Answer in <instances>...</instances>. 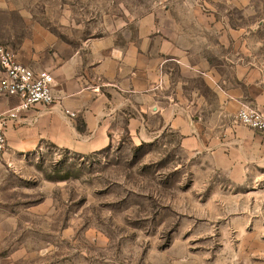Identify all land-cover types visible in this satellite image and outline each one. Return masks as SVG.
<instances>
[{
	"label": "rangeland",
	"instance_id": "374dc122",
	"mask_svg": "<svg viewBox=\"0 0 264 264\" xmlns=\"http://www.w3.org/2000/svg\"><path fill=\"white\" fill-rule=\"evenodd\" d=\"M189 2L0 0V46L18 53L48 34L71 50L102 37L125 45L141 19ZM261 213L250 189L173 133L89 156L48 145L0 156V264H264Z\"/></svg>",
	"mask_w": 264,
	"mask_h": 264
},
{
	"label": "crops",
	"instance_id": "0c3cea01",
	"mask_svg": "<svg viewBox=\"0 0 264 264\" xmlns=\"http://www.w3.org/2000/svg\"><path fill=\"white\" fill-rule=\"evenodd\" d=\"M198 2L161 6V21L141 19L138 41L125 45L102 37L71 50L52 34L23 45L19 61L53 75L57 100L9 123L3 155L48 145L89 156L173 133L185 153L264 202V140L237 120L246 106L264 113V0ZM19 103L0 97V112Z\"/></svg>",
	"mask_w": 264,
	"mask_h": 264
},
{
	"label": "built area",
	"instance_id": "2783aa9c",
	"mask_svg": "<svg viewBox=\"0 0 264 264\" xmlns=\"http://www.w3.org/2000/svg\"><path fill=\"white\" fill-rule=\"evenodd\" d=\"M0 97H15L19 105L8 111L0 112V155L8 151L5 130L9 123L16 122L20 114L41 104L53 106L56 97L53 92V75L22 64L15 50L0 46ZM264 85V80H263ZM64 115L73 120L77 115L64 110ZM238 122L258 134L264 140V113L253 107H243L237 116Z\"/></svg>",
	"mask_w": 264,
	"mask_h": 264
}]
</instances>
